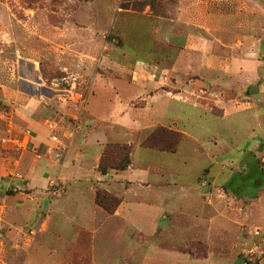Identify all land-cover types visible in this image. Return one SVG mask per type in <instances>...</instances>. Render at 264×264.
<instances>
[{
    "label": "rangeland",
    "instance_id": "1",
    "mask_svg": "<svg viewBox=\"0 0 264 264\" xmlns=\"http://www.w3.org/2000/svg\"><path fill=\"white\" fill-rule=\"evenodd\" d=\"M65 70L78 76L70 91L57 85ZM160 126L182 134L176 153L143 146ZM108 143L131 146L133 173L149 174L136 200L152 204L128 209L157 218L155 245L195 264H264V177L244 195L230 184L248 161L264 172V0H0V264L57 260L48 217L71 237L80 223L59 214L88 201Z\"/></svg>",
    "mask_w": 264,
    "mask_h": 264
},
{
    "label": "crops",
    "instance_id": "2",
    "mask_svg": "<svg viewBox=\"0 0 264 264\" xmlns=\"http://www.w3.org/2000/svg\"><path fill=\"white\" fill-rule=\"evenodd\" d=\"M236 85L238 84L236 83ZM259 92L262 99L263 94L260 88ZM165 95L168 97L166 93ZM216 102L219 105L221 101ZM201 104L200 106L202 107ZM203 109H205V107ZM205 110H207V108ZM230 110H233V108H226L224 115L226 113L228 114ZM26 120L29 122L31 119L26 118ZM28 125L30 126L29 128L32 129L37 127L35 120H31ZM31 131L32 130L30 129L28 133H31ZM45 134L46 133L42 130L36 131V139L38 143L48 142V140L45 138ZM102 152L103 147H100L95 158L96 165L93 169L95 174L93 177V183L89 184L91 196L88 198L86 203H84V201L81 202V204H83L79 214H75L72 218L66 216L64 211L59 214L60 220L65 224L68 222L73 223L74 221L80 223L79 225L74 223L72 225H68L70 228H72L70 235L71 237L67 239L64 237L62 229L57 230L56 226L52 227L51 222L55 221V217H52L51 215L48 217L50 222L49 229H46L43 232L48 233L47 240H49V243L52 245L48 247L50 248L49 253L51 256L56 255L58 258L55 257L57 260L49 261L44 264H195V260H199V258H197L193 252L180 251L178 250L177 246V248L173 247L170 250L154 244L153 239L154 237H158V232L160 230L159 224L156 221L157 218H155L154 222L148 224L144 221L134 220L132 218V212L130 209H128L131 205L137 206L142 203L152 204L150 201L139 202V200H136L138 199L136 196L137 190H148L152 185L150 182L143 180V178L149 177L147 170L146 172H142L141 170V172L145 175H142L141 172H139V174H134L133 172H135V166L132 162V165L127 170H111L107 175H102L98 170V164L102 156ZM55 156L56 158H61L59 154H55ZM250 162L252 161H248V164ZM249 168L250 166L247 165V170ZM156 172L163 176L161 171L156 170ZM114 174H116V178L118 179L114 177ZM30 177L34 182L36 175H32ZM35 184L37 183L35 182ZM97 187L114 194L120 199V205L113 214L108 213L95 203ZM147 206L151 207L150 205ZM53 208L54 210L57 209V211H59L60 203L58 202L55 203V205H52V209ZM160 215H162V212H160ZM218 216V218H220V223L224 216ZM113 222H117L116 224L119 223L118 225L120 227L114 225ZM117 230H119L118 235ZM117 237L121 238L122 240L117 241ZM138 237L149 239L148 241L150 244H144L141 246L140 242L138 241ZM101 240H104L105 243H101ZM0 244L4 246V242H0ZM109 246L110 252L105 251L104 247L108 249ZM12 248L14 250H18L19 245L14 244ZM112 250H114V253ZM104 254L105 256L110 255L109 259L103 256ZM15 258L16 256L14 259ZM18 259L19 257H17V260ZM202 259L208 261L207 257H203ZM2 264H5V262L2 261Z\"/></svg>",
    "mask_w": 264,
    "mask_h": 264
},
{
    "label": "trees",
    "instance_id": "3",
    "mask_svg": "<svg viewBox=\"0 0 264 264\" xmlns=\"http://www.w3.org/2000/svg\"><path fill=\"white\" fill-rule=\"evenodd\" d=\"M127 1L130 2L131 0ZM181 142V133L164 126H160L144 140L143 146L148 149H157L162 152L176 153ZM131 149V146L127 144H106L99 161V172L102 175H107L111 170H127L133 162ZM248 165L254 166L255 163L250 162ZM256 167H258L257 164ZM262 173V176L264 177V172L262 171ZM230 184L232 186L233 182ZM120 202V199L114 194L109 193L104 189L96 190L95 203L108 213L113 214L120 205Z\"/></svg>",
    "mask_w": 264,
    "mask_h": 264
},
{
    "label": "flooded vegetation",
    "instance_id": "4",
    "mask_svg": "<svg viewBox=\"0 0 264 264\" xmlns=\"http://www.w3.org/2000/svg\"><path fill=\"white\" fill-rule=\"evenodd\" d=\"M262 170L259 167L250 166L247 172L241 175L238 179V183H234L232 188H234L235 192L240 195H244V189L249 187L250 185H255L258 183L259 179H262Z\"/></svg>",
    "mask_w": 264,
    "mask_h": 264
},
{
    "label": "built area",
    "instance_id": "5",
    "mask_svg": "<svg viewBox=\"0 0 264 264\" xmlns=\"http://www.w3.org/2000/svg\"><path fill=\"white\" fill-rule=\"evenodd\" d=\"M57 80H58L57 85L64 87L65 91H70V89L75 88L76 85L78 84V76L75 73H69L67 70H65L63 75H61ZM28 139L29 137H27L26 139L27 145H28ZM3 142H6V139H4ZM16 146H19L20 148L23 147L18 142H16ZM58 188H60L59 183L57 181H52L50 184L51 192L55 194Z\"/></svg>",
    "mask_w": 264,
    "mask_h": 264
},
{
    "label": "water",
    "instance_id": "6",
    "mask_svg": "<svg viewBox=\"0 0 264 264\" xmlns=\"http://www.w3.org/2000/svg\"><path fill=\"white\" fill-rule=\"evenodd\" d=\"M249 92H250V94L255 98V99H258V98H260V96H261V94H260V92H259V88L257 87V86H252V87H250V89H249ZM208 182H207V184H206V186L204 187V190H206L207 189V186H208ZM255 185H259L258 183H255ZM203 190V191H204ZM243 261H244V259L243 258H240V259H238L234 264H243Z\"/></svg>",
    "mask_w": 264,
    "mask_h": 264
}]
</instances>
